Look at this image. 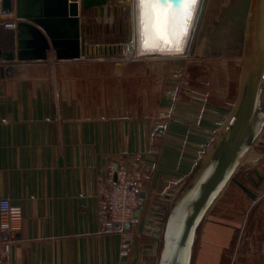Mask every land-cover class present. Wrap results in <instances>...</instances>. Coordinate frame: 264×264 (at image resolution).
I'll list each match as a JSON object with an SVG mask.
<instances>
[{"label":"crops","instance_id":"crops-1","mask_svg":"<svg viewBox=\"0 0 264 264\" xmlns=\"http://www.w3.org/2000/svg\"><path fill=\"white\" fill-rule=\"evenodd\" d=\"M110 7L111 16L99 8L88 18L89 46L110 47L97 39L105 32L128 38L130 16ZM14 35L3 33L0 47L11 50ZM190 77L174 60L111 51L79 60L51 52L46 61L0 68V200L23 209L11 264H159L160 224L177 188L239 98L216 89L211 75ZM139 154L150 178L140 190L130 254L120 260V235L99 232L98 195L110 168L129 166ZM256 165L249 164L246 184L256 198L228 186L201 228L193 264H264L263 217L256 235L252 229L243 237L248 214L264 200V162Z\"/></svg>","mask_w":264,"mask_h":264},{"label":"water","instance_id":"water-1","mask_svg":"<svg viewBox=\"0 0 264 264\" xmlns=\"http://www.w3.org/2000/svg\"><path fill=\"white\" fill-rule=\"evenodd\" d=\"M264 2V0H263ZM110 3L122 14L131 18L130 32L133 34L131 0H3V9L16 14L15 41L7 51L0 47V59L7 62L46 61L53 52L57 60H79L92 55L127 53L128 42L115 47H91L85 35L91 32L90 19L93 13L110 14ZM236 10H228L222 22L221 31L227 38H218V49L204 47L212 56L234 53V48L242 46L245 61L241 91L237 104L229 120L219 132L214 143L203 156L196 171L179 191L168 217L160 224L156 242L159 264H193L194 251L200 230L217 201L231 183H235L252 198L256 195L236 174L250 154L264 128V114L259 116L264 86V35H258L261 45L259 59L255 65L248 64L244 50L252 38L251 20L254 0H240ZM207 7L201 17L200 29L193 48L200 45L206 35ZM83 13H87L86 20ZM111 16V14H110ZM129 32V29H128ZM223 33V34H224ZM134 37L132 35L131 42ZM208 45L209 42L205 41ZM210 45V44H209ZM229 50L225 52L224 49ZM131 226L127 225L126 230Z\"/></svg>","mask_w":264,"mask_h":264},{"label":"built area","instance_id":"built-area-1","mask_svg":"<svg viewBox=\"0 0 264 264\" xmlns=\"http://www.w3.org/2000/svg\"><path fill=\"white\" fill-rule=\"evenodd\" d=\"M16 25V14L13 11L7 13L3 9V0H0V35H3L4 31L13 30L15 32ZM2 35L0 36V46L5 44V38ZM17 62L0 59V68ZM145 170V159L139 154L133 158L129 166L111 167L104 186L99 191L97 211L99 232L105 235H120V260L128 257L132 248L133 236L139 222L136 215L144 204L140 190L143 186V178L147 176ZM22 221V207L14 204L9 197L1 199L0 264H11L13 245L16 242ZM127 225L131 226L130 231L126 230Z\"/></svg>","mask_w":264,"mask_h":264},{"label":"rangeland","instance_id":"rangeland-1","mask_svg":"<svg viewBox=\"0 0 264 264\" xmlns=\"http://www.w3.org/2000/svg\"><path fill=\"white\" fill-rule=\"evenodd\" d=\"M207 1H209V0H207ZM254 2L256 3L255 0H254ZM255 3L253 4V6L255 5ZM232 4H233L232 0H217L216 1V5L219 7L218 11H216V12H218L217 16L220 15V17H221L219 23L222 22V20L224 19L223 17L226 16L225 13L223 14L221 6L227 7V6L232 5ZM206 7L208 10L209 9V3L208 2L206 4L205 8ZM221 11H222V14H221ZM108 17H110V16H108ZM198 25L199 26L197 28L196 35H195V38L193 40V46H194L197 34L199 32V29H200V24H198ZM220 29L221 28H219L213 34H207L206 33L201 44L197 45V47L194 49V52L191 54L192 55L191 57H188V58H167V59L177 61L180 64V66L184 67V69H187V71L191 73L190 83L194 82L195 79L199 80L202 77H205V76L208 77L209 75H211V78H212L213 83H214V87L216 89H218L219 91L224 92V93L228 92V90L231 92L233 91V94L239 97V93L241 90V83L240 82L242 80L243 66H244V60L241 58L242 54H243L242 46H240V44H239L236 48H234V53H236V54H227L226 53L225 55H221V56H212L211 54H207L204 51V47H206V46L210 47L211 50L212 49L219 50L217 48L219 43L216 41L218 40V38H221V37L226 39L227 35H228L227 33H224L223 31H221ZM105 33L101 36L97 35V37H98L97 39L99 41H101V43H104V44L107 43V45H110L112 47H115V46L120 45V44L122 45L123 42L127 38L125 33H122V34L119 33L117 35L111 34L110 32L108 34H105ZM132 35H133L132 32H130L128 34V38H127L128 43L131 42L130 40L132 38ZM205 41L209 42L210 45L209 44L206 45ZM224 51L228 52L229 50H226V48H225ZM258 114H259V116L264 114V86H263V99H262ZM253 155L256 156V158H253L254 157ZM263 156H264V128H263L258 140L256 141L253 148L251 149L250 154L248 155L247 159L243 162V164L241 165V167L239 168V170L236 174V178L239 181H241L245 186H247L248 184L251 185L250 184L251 182L247 176L248 173L249 174L251 173L248 171L249 164L252 162H255L257 164L256 167H252L251 169L259 168L260 166H262V163L264 162ZM251 158H252V160H248ZM145 173L147 174V176H145L143 178V185H144L145 181L150 178L148 176L147 170H145ZM232 185H234V183H232ZM247 187L249 188V186H247ZM250 188H251V186H250ZM177 195H176V197H177ZM170 209H171V207L169 208V210ZM169 210H168V212H169ZM168 212H167L165 219H167V217H168ZM260 217H261V220L263 217V226H264V200L260 201L256 205V208L254 211H252V214L251 213L248 214V218H247L246 225H245V234L243 236L244 238H246V239L249 238L250 233L252 232V229L254 231V232H252V234L256 235L255 234V229H256L255 227L261 226ZM130 230H131V228H130ZM200 232H201V230H200Z\"/></svg>","mask_w":264,"mask_h":264},{"label":"bare ground","instance_id":"bare-ground-1","mask_svg":"<svg viewBox=\"0 0 264 264\" xmlns=\"http://www.w3.org/2000/svg\"><path fill=\"white\" fill-rule=\"evenodd\" d=\"M217 0H197L196 4L193 6L191 11V22L188 27L186 39L182 42V50L176 51L175 48L171 50H155L149 49L144 50L141 41L137 37V0H131L132 6V24H133V42H130L127 47L126 57L129 59H137V58H188L191 57L194 52L193 48V40L196 35V31L198 28V24L201 23V17L205 12L206 4L209 3V9L206 16V33L213 34L220 27L219 21L221 19L220 15L217 16L219 7L216 5ZM233 4L229 6H221L223 14L228 10H236L239 6L240 0H232ZM256 3L253 6L252 20H251V33L252 38L249 41L250 43L244 49L247 52L248 64L255 65V63L259 59V53L261 45L258 44L259 37L258 35H264V2L263 0H255ZM179 7V5H178ZM224 9V10H223ZM221 11V14H222ZM8 33V31H4ZM3 32V33H4ZM2 35V34H1ZM0 35V36H1ZM218 37V36H217ZM216 37V38H217ZM2 44V41H1ZM245 63V61H244ZM244 68V66H243Z\"/></svg>","mask_w":264,"mask_h":264},{"label":"snow or ice","instance_id":"snow-or-ice-1","mask_svg":"<svg viewBox=\"0 0 264 264\" xmlns=\"http://www.w3.org/2000/svg\"><path fill=\"white\" fill-rule=\"evenodd\" d=\"M197 0H137V37L144 50H182ZM179 5V7H178Z\"/></svg>","mask_w":264,"mask_h":264}]
</instances>
